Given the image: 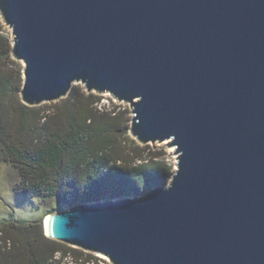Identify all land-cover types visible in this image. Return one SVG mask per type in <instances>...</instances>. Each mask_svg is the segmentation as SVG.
<instances>
[{
	"label": "water",
	"instance_id": "water-1",
	"mask_svg": "<svg viewBox=\"0 0 264 264\" xmlns=\"http://www.w3.org/2000/svg\"><path fill=\"white\" fill-rule=\"evenodd\" d=\"M0 17L22 104L80 84L177 157L166 185L48 215V239L109 264H264V0H0Z\"/></svg>",
	"mask_w": 264,
	"mask_h": 264
},
{
	"label": "trees",
	"instance_id": "trees-1",
	"mask_svg": "<svg viewBox=\"0 0 264 264\" xmlns=\"http://www.w3.org/2000/svg\"><path fill=\"white\" fill-rule=\"evenodd\" d=\"M10 54L0 34V162L19 176L14 192L69 208L166 185L169 168L148 155V145L125 143L122 113L100 111L101 96L73 85L49 115L22 104L21 69ZM65 258L70 264L104 262L48 239L41 220L0 221V264H69Z\"/></svg>",
	"mask_w": 264,
	"mask_h": 264
},
{
	"label": "rangeland",
	"instance_id": "rangeland-1",
	"mask_svg": "<svg viewBox=\"0 0 264 264\" xmlns=\"http://www.w3.org/2000/svg\"><path fill=\"white\" fill-rule=\"evenodd\" d=\"M0 34L4 37L5 41L9 43L10 47H12V34L11 30L5 23L2 21L0 17ZM10 59L15 63H19V69L21 79L23 82L22 69L23 64L21 62L15 61L11 54ZM11 66H9L10 68ZM14 68V67H12ZM79 87H82L80 84H75ZM95 94V93H94ZM101 96L102 100L100 102V106L98 109L100 111L113 113L120 112L122 113V120L124 126L127 128V134L125 136V143L133 146H144L140 145L133 137H131L129 133V128L131 125V108L128 104H124L122 102L116 101L111 95L103 93V94H95ZM61 102V99L55 102L43 103L37 107H40L41 111L45 115H49L54 110L57 109ZM148 145V155L150 157H157L159 161H161L165 166L169 168L170 174L166 180V184L169 182L171 176L176 170V155L172 154V148L166 147L167 142L162 143H149ZM19 183V176L14 169V167L7 162H0V221L1 220H13V221H25V222H33L37 220H41L44 229V222L48 215L56 212H60L67 208H62L56 204L53 199H43V198H35L31 197L27 194H20L14 192V187ZM62 244V243H61ZM65 245V244H63ZM70 247L68 245H65ZM72 248V247H71ZM75 249V248H74ZM79 250V249H78ZM95 255V254H94ZM104 262H98V264H109L102 256H97ZM63 263H69L70 259L65 258Z\"/></svg>",
	"mask_w": 264,
	"mask_h": 264
},
{
	"label": "bare ground",
	"instance_id": "bare-ground-1",
	"mask_svg": "<svg viewBox=\"0 0 264 264\" xmlns=\"http://www.w3.org/2000/svg\"><path fill=\"white\" fill-rule=\"evenodd\" d=\"M46 220H47V219H45V222H44L45 227H46Z\"/></svg>",
	"mask_w": 264,
	"mask_h": 264
}]
</instances>
